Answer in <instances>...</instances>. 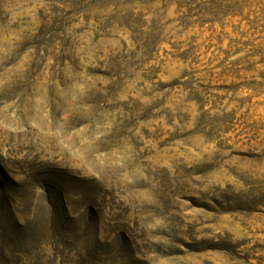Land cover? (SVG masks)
Here are the masks:
<instances>
[{"label":"rangeland","instance_id":"rangeland-1","mask_svg":"<svg viewBox=\"0 0 264 264\" xmlns=\"http://www.w3.org/2000/svg\"><path fill=\"white\" fill-rule=\"evenodd\" d=\"M264 0H0V264H264Z\"/></svg>","mask_w":264,"mask_h":264},{"label":"trees","instance_id":"trees-1","mask_svg":"<svg viewBox=\"0 0 264 264\" xmlns=\"http://www.w3.org/2000/svg\"><path fill=\"white\" fill-rule=\"evenodd\" d=\"M261 63H264V58L262 60H260Z\"/></svg>","mask_w":264,"mask_h":264}]
</instances>
